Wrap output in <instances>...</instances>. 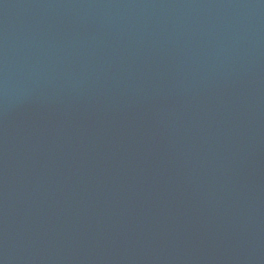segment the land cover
Returning <instances> with one entry per match:
<instances>
[{"label":"water","instance_id":"95a60500","mask_svg":"<svg viewBox=\"0 0 264 264\" xmlns=\"http://www.w3.org/2000/svg\"><path fill=\"white\" fill-rule=\"evenodd\" d=\"M0 264H264V0H0Z\"/></svg>","mask_w":264,"mask_h":264}]
</instances>
